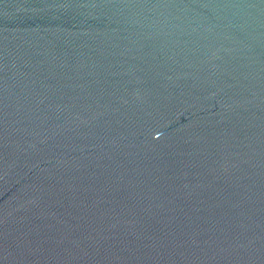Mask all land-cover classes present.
Listing matches in <instances>:
<instances>
[{"label":"water","instance_id":"water-1","mask_svg":"<svg viewBox=\"0 0 264 264\" xmlns=\"http://www.w3.org/2000/svg\"><path fill=\"white\" fill-rule=\"evenodd\" d=\"M0 264H264V0H0Z\"/></svg>","mask_w":264,"mask_h":264}]
</instances>
